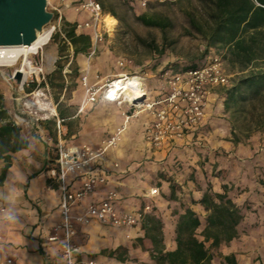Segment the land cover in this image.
<instances>
[{
	"label": "crops",
	"instance_id": "1",
	"mask_svg": "<svg viewBox=\"0 0 264 264\" xmlns=\"http://www.w3.org/2000/svg\"><path fill=\"white\" fill-rule=\"evenodd\" d=\"M98 101L103 105H117L103 98ZM125 106L126 109L117 116L120 132L126 129L130 118L143 113L139 123L142 136L126 143L115 155L119 159L105 160L102 168L111 174L108 182L77 203L72 208V215H83L89 204L100 201L109 190L117 191V209L120 212L141 210L143 201L149 200L152 213L163 223L164 251H171L176 248L175 227L183 208L189 207L196 212L204 226L203 218L207 212L200 203H192V200L198 201L208 184L216 193H222V186L226 185L227 194L241 209L243 219L237 226L238 236L221 243L214 250L210 264H226L222 260L224 256H233L235 264H264V149L259 147L261 136L253 135L248 143L234 144L223 105H220L215 111L207 112L202 121V126L206 124V137L196 138L203 136L208 142L202 153L184 149L194 142L190 136L154 147L144 136L152 115L134 109L129 116L126 111L131 107ZM41 129L46 130L43 126ZM20 135L28 145L8 153L9 166L0 181V264H66L59 245L47 239L53 226L60 221V190L45 172L51 155L41 137ZM124 136L128 140L133 139L129 133H124ZM171 151L175 152L174 155ZM156 156L165 159L158 168L167 175H173L177 184L176 200L167 198L170 184L164 178L158 179L160 183L156 186L160 195L149 194L151 185L143 179V175L148 174L145 159H156ZM173 158L177 161L174 166L171 164ZM4 165L5 161L0 159V174ZM72 178L74 174H70ZM81 181L76 177L71 187L79 186ZM74 224L73 242L80 250L76 264H87L88 260L100 264H157L150 256L152 243L145 237L140 219L131 227L105 225L96 219L88 223L74 220ZM116 249H119L116 254L126 257L124 261L119 260L116 254L109 255ZM257 257L260 260L256 263ZM8 259L10 263L6 262Z\"/></svg>",
	"mask_w": 264,
	"mask_h": 264
},
{
	"label": "rangeland",
	"instance_id": "2",
	"mask_svg": "<svg viewBox=\"0 0 264 264\" xmlns=\"http://www.w3.org/2000/svg\"><path fill=\"white\" fill-rule=\"evenodd\" d=\"M81 1L83 0L64 2L47 0V9L53 13V17L37 35L51 29L50 39L37 54L30 57L32 67L39 71L29 74L22 83H19L15 78V70L19 64L13 67L0 66V103L8 115V120L20 129L21 134L41 137L51 157L55 155L59 144L64 148L87 146L95 152L100 151L97 165L102 168L106 159L113 161L119 159L115 155L120 153L126 143H131L136 137L142 136L139 123L144 115L140 113L129 119L130 123H127L126 129L117 135L111 145L108 143L111 137L116 136L117 128H120L117 116L120 115V111L126 109V104L103 105L98 100L101 99L103 86L117 76L126 75L119 79L139 78L138 75L143 77L149 93L148 98L154 99V95L167 85L163 73L169 67L170 70L177 71L187 65H200L211 55H222V67L229 76L230 85L239 75L247 72L240 73L236 66H232L225 59L224 49L218 46L207 47L201 35L186 32L189 28L186 12L194 8L199 9L198 0H152L146 8H140L134 0H103L105 4L103 12L105 16L114 18V25L111 28L103 27L102 22L101 39L95 43L91 41L92 46L86 54L73 56L72 46L68 42L65 49L59 53L58 45H62L61 39L53 41L51 36L61 27L63 21L76 23L77 32L90 33V30L83 26L77 27L88 18V13L77 9V4ZM143 13L160 19L166 18L169 25L164 30L147 26L137 18ZM84 76L87 77L88 85L93 89H99L94 102L87 101ZM229 87L216 86L212 89L205 114L223 105L224 92ZM58 104L60 107H68V112L72 115L65 121L69 123V127L63 124L60 133L56 128V122L60 119L56 111ZM39 105L46 109L54 108L55 114H45L47 111L39 108ZM253 107L255 108L247 107V112L235 115V119L230 112L223 109L224 117L229 125V133L230 121L234 120L240 142L248 143L250 137L259 134L261 136L259 147L264 149L262 141L264 127L257 128L264 122V107L256 101ZM134 109L138 110L131 108L126 113L132 116ZM202 125L203 123L199 125L196 132L207 130L206 124ZM42 126L45 127V131L41 129ZM248 127L254 130L249 132ZM124 133H129L133 139H126ZM207 143L206 139L202 143L206 149ZM164 160L157 156L156 159H145L148 174H144L143 179L148 181L150 188L159 185L160 178L173 179V175H167L158 168V164ZM201 164L203 165V161ZM213 166L215 170V164ZM159 195L158 192L154 196ZM146 204L151 207L150 201L146 200L143 201L142 210ZM146 213H152L151 208ZM202 223L197 232L199 239H202L199 234L203 228ZM216 248L210 249L212 255ZM222 260L229 264L223 257ZM259 260L257 257L255 262Z\"/></svg>",
	"mask_w": 264,
	"mask_h": 264
},
{
	"label": "trees",
	"instance_id": "3",
	"mask_svg": "<svg viewBox=\"0 0 264 264\" xmlns=\"http://www.w3.org/2000/svg\"><path fill=\"white\" fill-rule=\"evenodd\" d=\"M102 10L105 9L103 0H96ZM199 9L194 8L186 12L188 26L186 32H195L202 36L207 47H220L225 50V59L232 66H236L240 73L232 85L224 92L223 109L230 112L232 116L247 112V107L255 108V101L264 107V0H198ZM147 26H155L164 30L168 25V19L148 16L145 13L137 17ZM54 41L61 39L62 45H58L61 53L67 42L72 46L73 56L86 54L91 46L89 32H77L76 23L63 21L61 27L51 36ZM195 67L194 64L185 68ZM256 68V69H255ZM171 69V67L167 68ZM173 71H176L173 69ZM56 111L62 121V126L72 115L68 107L57 105ZM237 117V116H236ZM7 119V120H6ZM237 119V118H236ZM0 159L5 161L0 174V181L9 166V152H16L26 148L28 142L21 137L20 129L10 120L1 107L0 103ZM231 123V141L236 144L241 141L236 133L237 126L234 120ZM264 127V122L257 128ZM206 128V127H205ZM204 128V130H205ZM254 130V129H253ZM248 127L247 131H253ZM256 130V129H255ZM206 132H194L191 136L193 144L186 150L193 149L194 152L202 153L206 148L202 141ZM201 139H196L201 136ZM248 137V136H247ZM173 151V150H172ZM174 155L175 152H172ZM177 163L173 158V166ZM170 184V200H176L177 184L173 179H166ZM223 192L216 193L210 190V186L198 200L192 203H200L207 212L204 226L200 231L202 239L197 237L201 222L191 208H183L184 212L179 214L175 227L176 248L164 251L163 223L153 213H141V225L145 237L150 239L152 248L150 256L157 264H210L212 259L211 248L218 247L221 243L229 242L238 236V224L243 219L241 209L232 201L227 194V186L223 185ZM142 210V209H141ZM153 208L151 207V211ZM209 244L208 246L206 244ZM119 249L110 251L113 256ZM116 257L124 261L125 256L116 254ZM229 264H235L233 256H224Z\"/></svg>",
	"mask_w": 264,
	"mask_h": 264
},
{
	"label": "built area",
	"instance_id": "4",
	"mask_svg": "<svg viewBox=\"0 0 264 264\" xmlns=\"http://www.w3.org/2000/svg\"><path fill=\"white\" fill-rule=\"evenodd\" d=\"M61 1L64 2V0ZM134 1L140 8H146L152 0ZM77 9L88 13L87 20L77 27L83 26L90 30L92 43L100 40L102 22L103 27H107L104 21L106 14L100 4L96 0H83L77 4ZM222 65V55H211L195 67H184L177 71L166 69L163 79L167 85L154 95V99L148 98L149 93L145 87L144 78L138 75L142 85L130 100L124 93L123 85L117 86L114 83L120 78L117 76L103 86L101 98L107 102L126 104L131 108H138V111L149 112L152 119L145 128V139L148 144L161 147L165 143L171 144L189 136L191 138L204 119L212 89L216 86H231L229 76L225 74ZM83 84L87 91V101H96L99 89H93L88 85L86 76L83 77ZM138 95L145 96L143 102L137 101ZM61 126L62 121L58 119L56 128L59 133ZM120 131L121 129L117 130L116 136L111 137L109 145L115 141ZM70 148L72 147L64 148L59 144L55 155L50 156L46 167L47 178L56 182L60 190V221L53 226L52 234L47 239L59 245L66 264H76V255L80 253V250L73 242V236L76 233L74 220L88 223L96 219L105 225L131 227L136 225L137 220L141 218V213H146L151 207L146 204L143 210L120 212L117 209L118 193L115 190H109L100 201L89 204L83 215L73 216L72 208L100 186L105 185L111 174L97 165L100 151L95 152L87 146L75 147L76 151H71ZM114 167H118V164H114ZM70 174H74L72 180ZM76 177L81 178V184L71 187V182ZM149 194L151 196L158 194V189L151 188ZM6 262L10 263L11 260L8 259ZM87 264L100 263L88 260Z\"/></svg>",
	"mask_w": 264,
	"mask_h": 264
},
{
	"label": "water",
	"instance_id": "5",
	"mask_svg": "<svg viewBox=\"0 0 264 264\" xmlns=\"http://www.w3.org/2000/svg\"><path fill=\"white\" fill-rule=\"evenodd\" d=\"M47 0H0V47L30 46L52 20ZM22 73L15 72L17 81ZM144 95L137 101L143 102Z\"/></svg>",
	"mask_w": 264,
	"mask_h": 264
},
{
	"label": "bare ground",
	"instance_id": "6",
	"mask_svg": "<svg viewBox=\"0 0 264 264\" xmlns=\"http://www.w3.org/2000/svg\"><path fill=\"white\" fill-rule=\"evenodd\" d=\"M104 21L106 25L111 28L115 20L111 16H105ZM51 29L44 31L42 34L37 35V39L30 46H12V47H0V66L3 67H13L19 64L18 68L15 71H20L22 73L19 83H22L24 79L31 73L39 71L31 65L30 57L39 52V49L45 46L50 39ZM125 76V75H123ZM121 76V77H123ZM132 76V75H131ZM120 77V78H121ZM117 86L119 84L123 85L124 93L126 97H129L130 100L134 97L135 92L141 88V81L137 77L123 78L114 82ZM126 101V100H125ZM42 110H46L47 115H54L55 109H46L40 107ZM71 151H76L75 147L70 148Z\"/></svg>",
	"mask_w": 264,
	"mask_h": 264
}]
</instances>
